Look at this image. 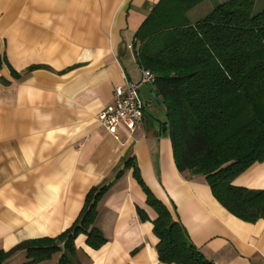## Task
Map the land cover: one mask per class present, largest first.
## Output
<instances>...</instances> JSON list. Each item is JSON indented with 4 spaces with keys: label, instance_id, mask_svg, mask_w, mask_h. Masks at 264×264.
<instances>
[{
    "label": "crops",
    "instance_id": "crops-1",
    "mask_svg": "<svg viewBox=\"0 0 264 264\" xmlns=\"http://www.w3.org/2000/svg\"><path fill=\"white\" fill-rule=\"evenodd\" d=\"M158 1L0 0V249L62 234L87 192L108 184L95 218L106 243L92 249L78 235L73 264H162L152 231L156 214L135 166L204 259L264 264V218L233 216L204 176L178 172L166 110L151 97L152 85L139 93L143 118L131 135L124 126L113 135L97 121L115 87L140 81L132 43ZM233 183L264 189V162ZM137 208L148 220L138 218ZM25 261L19 252L5 264Z\"/></svg>",
    "mask_w": 264,
    "mask_h": 264
},
{
    "label": "trees",
    "instance_id": "trees-1",
    "mask_svg": "<svg viewBox=\"0 0 264 264\" xmlns=\"http://www.w3.org/2000/svg\"><path fill=\"white\" fill-rule=\"evenodd\" d=\"M204 0H159L136 31L133 50L140 69L155 76L153 92L166 110L178 172L204 176L214 198L249 223L264 218V189L234 185L254 163L264 162V10L255 0H228L195 23L187 14ZM133 176L156 214L152 231L162 264H212L154 197L138 169ZM108 184L92 187L74 223L56 237L27 239L0 249V264L19 252L38 264L60 253L57 264L76 260L75 238L98 249L106 239L95 226L97 203ZM138 218L148 220L144 210Z\"/></svg>",
    "mask_w": 264,
    "mask_h": 264
},
{
    "label": "built area",
    "instance_id": "built-area-1",
    "mask_svg": "<svg viewBox=\"0 0 264 264\" xmlns=\"http://www.w3.org/2000/svg\"><path fill=\"white\" fill-rule=\"evenodd\" d=\"M138 83H126L114 88L113 103L103 108L97 114L100 126L109 133L116 135L119 126H124L131 135L137 129L143 118L144 105L140 99V85L150 84L155 76L148 70L141 69Z\"/></svg>",
    "mask_w": 264,
    "mask_h": 264
},
{
    "label": "rangeland",
    "instance_id": "rangeland-1",
    "mask_svg": "<svg viewBox=\"0 0 264 264\" xmlns=\"http://www.w3.org/2000/svg\"><path fill=\"white\" fill-rule=\"evenodd\" d=\"M226 1L228 0H204L202 3L188 12L187 19L190 23H195L196 21L207 15L209 12H211L218 4ZM262 10H264V0H255L254 6L252 8V13L256 14ZM147 85L150 84H144V88H142L141 92H139L141 97L145 95V90L146 88H148Z\"/></svg>",
    "mask_w": 264,
    "mask_h": 264
},
{
    "label": "water",
    "instance_id": "water-1",
    "mask_svg": "<svg viewBox=\"0 0 264 264\" xmlns=\"http://www.w3.org/2000/svg\"><path fill=\"white\" fill-rule=\"evenodd\" d=\"M151 97L153 98V100H154L156 103L160 104V101H159V99L156 97V95L154 94V92L151 93Z\"/></svg>",
    "mask_w": 264,
    "mask_h": 264
}]
</instances>
